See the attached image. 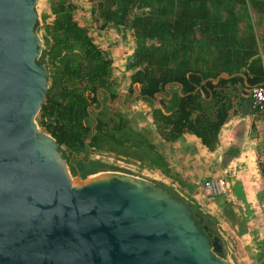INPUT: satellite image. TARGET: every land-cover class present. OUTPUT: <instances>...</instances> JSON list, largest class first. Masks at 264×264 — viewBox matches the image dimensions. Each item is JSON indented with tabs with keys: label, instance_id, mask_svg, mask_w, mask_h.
Instances as JSON below:
<instances>
[{
	"label": "trees",
	"instance_id": "1",
	"mask_svg": "<svg viewBox=\"0 0 264 264\" xmlns=\"http://www.w3.org/2000/svg\"><path fill=\"white\" fill-rule=\"evenodd\" d=\"M225 1L246 5V0ZM213 2L220 0H99L96 8L103 29L114 28L123 37L125 30L133 32L135 62L129 68L138 69L131 75V86L137 89L139 98L150 104L157 102L151 111L157 135L171 143L191 134L208 151L217 148L219 130L227 122L234 100L242 99L251 86L264 81L262 64L257 59L249 63L258 53L254 35L239 40L237 12L224 8L223 17H219L209 8ZM257 8L264 15V0H259ZM53 14L52 23L44 27L47 48L42 50L40 60L47 69L48 88L36 122L42 132L55 139L70 172L83 179L112 170L91 159L92 155L123 158L131 154L149 159L162 171L166 169L167 161L155 154L146 138L132 130L121 113L111 112L109 116L105 108L100 109L104 99L117 98L111 93L117 74L112 58L73 19L70 3L56 2ZM195 32L209 45H220L204 59L208 65L203 69L186 56L192 51ZM240 68L246 69L242 76L237 75ZM220 74L236 75L214 83ZM171 84L180 87V93L175 109L166 114L164 103L171 95ZM237 153L238 147H230L224 153V164ZM163 187L178 197L172 189ZM187 205L209 229L211 241L220 243L217 222L200 209L196 200L191 198Z\"/></svg>",
	"mask_w": 264,
	"mask_h": 264
},
{
	"label": "water",
	"instance_id": "2",
	"mask_svg": "<svg viewBox=\"0 0 264 264\" xmlns=\"http://www.w3.org/2000/svg\"><path fill=\"white\" fill-rule=\"evenodd\" d=\"M38 1L0 0V264H229L152 179L70 172L36 122L48 88Z\"/></svg>",
	"mask_w": 264,
	"mask_h": 264
},
{
	"label": "rangeland",
	"instance_id": "3",
	"mask_svg": "<svg viewBox=\"0 0 264 264\" xmlns=\"http://www.w3.org/2000/svg\"><path fill=\"white\" fill-rule=\"evenodd\" d=\"M56 2L71 5V13L73 19L84 27L93 41L100 49L108 53L112 58L113 65L120 74H116L113 79L114 85L111 93L117 96L120 91L126 97H117L112 101L103 100L100 109L105 108L108 115L112 113H121L122 118L128 121V125L133 131L139 133L153 145L155 154L162 150L163 143L155 131V127L150 117L149 109L142 108L136 98L137 89L130 84V75L138 68L129 65L132 63L127 61V52L132 56L136 49L135 38L133 32L128 30L127 37H123L116 32L114 28H102V21L98 16L96 8L99 0H39L36 5L37 12V33L42 41V50L47 48L45 45L44 27L52 23L54 19L53 9ZM94 11V12H92ZM130 35V37H129ZM49 38V37H48ZM130 71V74L127 72ZM131 91V92H129ZM135 94V95H134ZM136 99V100H135ZM140 101V100H139ZM129 106H127V105ZM130 104L135 105L136 109L128 111ZM240 139V138H239ZM235 144V143H233ZM240 153L238 152L236 157ZM177 164L181 165V169L176 172L171 168H163V171L153 166L149 159L145 160L127 154L123 158L110 159L106 155H94L91 159L106 165L112 170L104 171H125L131 175L142 176L152 179L174 191V188L163 181L164 177L176 178L178 185H182L184 189L192 186H200V190L196 192L198 199L196 200L200 209L209 214L216 222L220 234V245L224 250V258L229 264H264V215L259 207L264 202V175L259 169L253 166L237 169L236 174L230 178L232 198L229 202L223 197L216 198L202 197V183L209 177V171L204 167L191 169L187 168L190 158L184 153L177 156ZM124 173V172H120ZM156 173L161 179H153ZM194 186V187H195ZM176 193V191H174ZM177 194V193H176ZM178 198L186 204L191 200L188 195L180 192ZM223 253V252H222Z\"/></svg>",
	"mask_w": 264,
	"mask_h": 264
},
{
	"label": "crops",
	"instance_id": "4",
	"mask_svg": "<svg viewBox=\"0 0 264 264\" xmlns=\"http://www.w3.org/2000/svg\"><path fill=\"white\" fill-rule=\"evenodd\" d=\"M257 4H259V0H246V5L244 7H241L236 3L220 0V2H213L209 4V8L212 10V12L215 15L219 17H223L224 8L225 9L230 8L237 12L239 16V22L237 24L238 26L237 38L239 40H247L248 35L253 34L257 42L258 53L257 55H255V57L251 59V61H249V63L257 59L258 63L262 64V66L264 67V15L261 11L258 10ZM127 33L128 30H125L124 37H127ZM192 41H193L192 51L188 54L186 53V56L189 57L191 60H193L194 65L202 67L203 69L204 66L208 65L204 63V59L210 58L209 57L210 51L212 50L214 54L215 53L214 49L219 48L220 45H215V44L209 45L207 43L206 38L201 34H199L198 32H195L192 35ZM126 55L128 57L127 61L129 62L131 60V55L129 54V52H127ZM114 67L116 68L119 66L115 65ZM118 69L116 68V72L117 74L118 73L120 74L121 71L118 72ZM128 70L131 69L129 68ZM243 72H246V69L240 68L237 75L242 76ZM130 73H131L130 71L127 72V74ZM221 75L227 76L225 74H220V76ZM235 75L236 74L228 76V78L233 77ZM130 84H131V80H130ZM168 90L171 92V95L166 98L164 103V107H165L164 112L166 114H169L171 111L175 109L174 103L176 101L177 94L180 93V87L178 88L176 85L171 84L168 86ZM240 93L241 92H238L239 96L242 95V93L241 94ZM118 96L121 98L126 97L124 94H121L120 91L117 92V97ZM136 99L138 100L136 101L137 102L136 104L140 103L142 108L144 109L147 108L149 109L150 112L157 107V102H155V104H150L149 102L144 101L139 97H137ZM136 104L135 105L130 104V108H128V111H132L133 109H136L137 108ZM248 104H249L248 93L246 95H242V99L236 98L234 100L227 122L224 123L219 130L218 146L215 150L208 151L207 149L201 146L197 138H195L191 134L186 133L183 134L179 139L175 140L174 142L171 143L165 142L167 143V145H163L162 150L157 151V153H159L163 157V159L167 161L168 163L167 167L171 168L172 171L176 172L177 169L182 168L180 164L176 163L177 162L176 160L178 158L177 156H181V154L183 153L190 158V162L187 168L197 169L204 167L207 171H209L211 165L224 164V159H225L224 153L230 147L236 146L238 147V152L240 153L238 157L242 155V153L243 155L246 156L243 159L239 160L240 168L241 167L245 168L246 166H251V167L253 166L255 169H257L253 163L254 147L250 139V132L255 127L256 122L251 114ZM150 117H151V113H150ZM162 142L164 143L163 140ZM234 158H236V156ZM110 159L113 160L115 158L110 157ZM117 172L125 173V171H117ZM152 175H153L152 176L153 179H161V176H158L156 173ZM209 177H210V172H209ZM163 181L170 184L174 188V191H176L177 194L180 195L181 192L183 194L188 195V197L194 200L197 198L198 195L196 192L200 190V186H195V185H194L195 187L192 186L189 187L188 189L186 188L184 189L183 187H181L182 185L180 186L178 185L176 178L173 179L171 177H167V178L164 177Z\"/></svg>",
	"mask_w": 264,
	"mask_h": 264
},
{
	"label": "built area",
	"instance_id": "5",
	"mask_svg": "<svg viewBox=\"0 0 264 264\" xmlns=\"http://www.w3.org/2000/svg\"><path fill=\"white\" fill-rule=\"evenodd\" d=\"M248 95V106L256 122L255 127L250 132V139L254 147L253 163L264 175V81L251 86L248 90ZM244 157L246 156L242 153V155L226 164L211 165L209 168L210 177L202 183V197L206 196L212 199L221 196L225 201L229 202L232 198L229 179L236 174L237 169H240L239 160ZM259 207L264 215V202L260 203Z\"/></svg>",
	"mask_w": 264,
	"mask_h": 264
},
{
	"label": "flooded vegetation",
	"instance_id": "6",
	"mask_svg": "<svg viewBox=\"0 0 264 264\" xmlns=\"http://www.w3.org/2000/svg\"><path fill=\"white\" fill-rule=\"evenodd\" d=\"M202 225V227L204 228V230H205V232L207 233V235L210 237L212 234H211V232H209V229L206 227V225H204V224H201ZM215 241V247L219 250V242L215 239L214 240ZM221 253L223 252L222 251V247H221V249L219 250ZM223 254V253H222Z\"/></svg>",
	"mask_w": 264,
	"mask_h": 264
}]
</instances>
